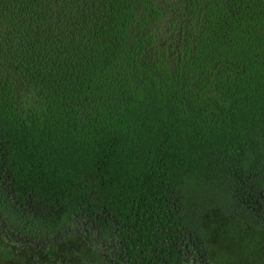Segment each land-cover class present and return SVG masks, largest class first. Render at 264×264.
Instances as JSON below:
<instances>
[{"label": "trees", "instance_id": "16d2710c", "mask_svg": "<svg viewBox=\"0 0 264 264\" xmlns=\"http://www.w3.org/2000/svg\"><path fill=\"white\" fill-rule=\"evenodd\" d=\"M0 264H264V0H0Z\"/></svg>", "mask_w": 264, "mask_h": 264}]
</instances>
